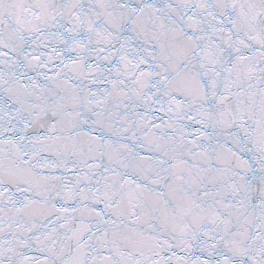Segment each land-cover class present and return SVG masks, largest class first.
I'll use <instances>...</instances> for the list:
<instances>
[{
  "label": "snow or ice",
  "instance_id": "6c2138e0",
  "mask_svg": "<svg viewBox=\"0 0 264 264\" xmlns=\"http://www.w3.org/2000/svg\"><path fill=\"white\" fill-rule=\"evenodd\" d=\"M0 264H264V0H0Z\"/></svg>",
  "mask_w": 264,
  "mask_h": 264
}]
</instances>
